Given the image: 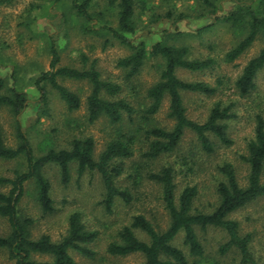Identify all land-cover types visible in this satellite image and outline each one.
Here are the masks:
<instances>
[{"label": "rangeland", "instance_id": "1", "mask_svg": "<svg viewBox=\"0 0 264 264\" xmlns=\"http://www.w3.org/2000/svg\"><path fill=\"white\" fill-rule=\"evenodd\" d=\"M72 0H0V78L4 81V94L12 89L26 91L29 101L21 115L20 124L26 133L36 155H41L49 148H69L74 138L92 137L95 141L94 155L105 149L106 145L120 133L135 136L134 154L121 160L122 174L117 183L128 188L133 200L125 203L117 199L113 212L108 213L102 202L104 186L101 175L96 171H85L79 176L77 163L70 164V179L62 181L60 168L54 163L47 164L43 173L51 184V198L54 211L46 214L37 200V187L34 179L25 182L23 196L18 203L19 214L33 219L30 226L31 236L38 238L48 234L54 241L60 240L68 231L69 215L73 211L82 213L87 227L99 232L92 243L87 244L94 250L90 258L77 250H70L78 264H143L144 257L140 253L126 256L112 255L107 252L111 241L118 239V231L130 224L136 214H144L155 225L166 228L169 216L162 199L161 186L148 178L149 171H157L162 166H172L177 185V196L186 185H195L198 196L195 206L206 212H212L219 203L218 184L224 180L219 166L224 162H232L236 168L239 182L247 183L248 164L243 159L247 154V144L254 136L255 115H264V66L255 77V89L246 97H241L235 81L245 64L259 53L264 46V38L259 37L235 61L226 62L225 53L235 46L246 34V29H235L228 23L219 21L209 29L198 32L199 27L212 21L208 15L209 6L200 0H151L144 10L139 6L135 10L136 30L135 42L144 41L147 49L164 38L176 45L189 47L188 57L204 59L213 57V67L190 71L179 68L177 75L186 81L203 80L217 86L215 94L204 95L195 92H184V105L187 115L194 120L204 121L215 102L223 105L233 103L235 118L229 119L228 135L231 145H225L211 138L215 143L213 152L202 149L196 134L187 129L178 146L170 153L150 160L144 156L149 140L145 130L154 127L171 129L173 119L168 116L169 97L166 96L159 111L150 118H144L143 110L150 103L147 89L156 82L164 60L148 58L141 71L132 78H127V68L118 66V60L131 53V48L112 38L110 34H95L88 31L86 22L72 8ZM218 5V15L234 8L233 0H211ZM90 12H101L102 23L117 26L118 7L112 0H93ZM55 41L60 65L89 68L96 60V68L101 78L118 83L121 92L115 99L124 97L131 102L135 111L130 119L127 113L122 121L111 123L105 115L94 122L87 120V97L91 92V84L87 80L59 78V81L80 95L81 105L77 110H68L67 104L59 94L48 86V101L43 104L34 86L35 78L49 69L51 55L50 42ZM83 57L88 61L83 62ZM0 130L7 146L19 144L16 118L10 107H0ZM27 170L23 156L14 159L0 158V179L12 178L16 171ZM10 185L0 182V192H7ZM230 217L240 223L242 234L250 233L251 250L256 260L264 263V196L249 202L242 208L232 212ZM10 230L8 220L0 217V235ZM200 240L205 247L203 264H238L239 253L231 249L220 252V246L227 240V234L215 227L198 230ZM136 234L143 240L148 236L137 229ZM183 250V233L176 240ZM38 261L52 264L53 258L47 254H35ZM193 259V257H190ZM5 250H0V264H13Z\"/></svg>", "mask_w": 264, "mask_h": 264}, {"label": "trees", "instance_id": "2", "mask_svg": "<svg viewBox=\"0 0 264 264\" xmlns=\"http://www.w3.org/2000/svg\"><path fill=\"white\" fill-rule=\"evenodd\" d=\"M117 2V26L102 23L101 12H90L93 0H72V8L76 14L86 22V29L95 34H110L119 43L129 46L131 53L118 60V66L127 68V78L136 76L150 57L164 60L159 79L147 89L148 106L143 110L144 118L156 114L162 106L166 96L170 105L168 116L173 119L171 129L154 126L145 130L149 140L148 149L144 156L150 160L172 152L179 144L184 132L192 130L206 152L215 150L213 135L221 143L231 145L232 139L228 135L227 121L235 118L233 103L223 105L215 102L209 115L204 121L191 119L187 115L184 105L183 93L195 92L204 95L215 94L217 86L207 81H186L177 75L179 68L190 71H201L211 68L216 60L213 57L204 59H191L188 57L187 45H176L167 40L171 34L156 41L151 49H147L144 41L135 42L136 30L135 10L139 6L144 10L151 0H112ZM209 6L208 15L212 21L199 27L198 32L209 29L216 22L228 23L235 29H246V34L230 48L224 56L226 62H233L241 56L257 38H264V0H233L234 8L227 13L217 14L219 7L211 0H200ZM49 69L42 71L34 80L39 97L43 103L48 101V86L55 90L67 104L68 110H77L81 105L78 93L63 85L59 78L87 80L92 88L87 97V120L92 123L105 115L111 123L122 121L124 114L129 118L135 109L131 102L124 97L109 99L104 95L115 97L121 92L118 83L104 80L96 68L93 60L89 68L60 65V55L55 41L50 42ZM88 59L83 57L86 64ZM264 66V46L259 53L252 57L243 67L241 74L235 81V88L241 97H246L255 89V77ZM4 81L0 78V107L8 106L16 118L17 136L19 144L16 147L7 146L0 130V158L14 159L23 156L27 163V170L16 171L12 178H1L2 184L10 185L7 192H0V217L8 220L10 230L6 235H0V250H5L13 264H51L38 261L35 254H47L53 258L52 264H78L70 253L77 250L82 255L92 258L93 249L87 244L98 237L99 232L89 229L83 222L82 213L73 211L69 215L68 231L58 241L52 240L50 235L42 234L38 238L31 236L30 226L33 219L19 214L18 203L23 196L25 182L34 179L37 187V200L44 213L54 211L51 198V184L43 173L44 167L49 163L59 166L62 181L67 183L70 179V164L77 163V171L81 176L85 171H96L101 175L104 186L103 204L108 213L113 212L117 199L125 203L133 200L130 189L123 188L117 183L122 174V159L134 154L135 136L130 133H120L113 138L99 154L94 155L95 141L92 137L74 138L69 148H49L41 155H36L34 149L21 127L19 116L29 101L28 93L12 89L10 94H4ZM243 159L248 164L247 183L242 186L239 182L236 168L232 162H224L219 171L224 180L217 186L219 203L212 212L198 209L195 199L198 188L195 185H186L177 196L175 173L172 166H162L157 171H149L148 178L158 183L162 188V199L167 209L169 223L166 228L155 225L144 214H136L130 224L124 225L118 231V239L111 241L107 252L112 255L126 256L140 253L144 257L143 264H203L205 247L200 240L198 230L215 227L227 234V240L220 246V252L226 253L235 249L239 253L238 264H264L256 260L251 250L250 233L242 234L238 220L230 214L249 202L264 196V115H255L254 136L247 144V154ZM143 231L148 240L138 237L136 230ZM183 233L185 251L176 240ZM193 257V259H190ZM212 264H219L214 262Z\"/></svg>", "mask_w": 264, "mask_h": 264}]
</instances>
